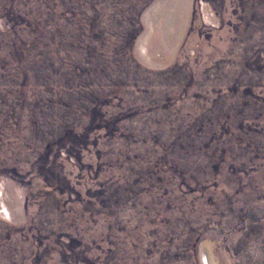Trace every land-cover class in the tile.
<instances>
[{
	"label": "rangeland",
	"instance_id": "1",
	"mask_svg": "<svg viewBox=\"0 0 264 264\" xmlns=\"http://www.w3.org/2000/svg\"><path fill=\"white\" fill-rule=\"evenodd\" d=\"M0 264H264V0H0Z\"/></svg>",
	"mask_w": 264,
	"mask_h": 264
}]
</instances>
